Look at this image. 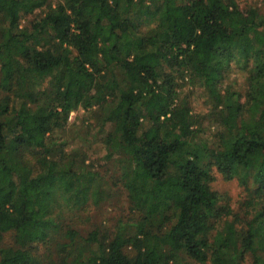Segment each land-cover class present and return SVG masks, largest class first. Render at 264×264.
Returning a JSON list of instances; mask_svg holds the SVG:
<instances>
[{
  "label": "trees",
  "instance_id": "trees-1",
  "mask_svg": "<svg viewBox=\"0 0 264 264\" xmlns=\"http://www.w3.org/2000/svg\"><path fill=\"white\" fill-rule=\"evenodd\" d=\"M53 3L0 0V264H264V13L237 0ZM80 111L115 180L66 150ZM214 170L243 188L239 213ZM107 186L130 214L87 230Z\"/></svg>",
  "mask_w": 264,
  "mask_h": 264
},
{
  "label": "rangeland",
  "instance_id": "rangeland-1",
  "mask_svg": "<svg viewBox=\"0 0 264 264\" xmlns=\"http://www.w3.org/2000/svg\"><path fill=\"white\" fill-rule=\"evenodd\" d=\"M55 4L59 0H52ZM240 6L243 7H256L264 13V3L263 0H237ZM39 14V12L35 13L32 16H28L23 21V25L27 24L29 21L33 20L35 16ZM236 77V78H235ZM232 81L235 79L238 80L241 88H244V76L242 73L236 72L234 76L231 77ZM188 95L190 96V100L193 102V106L195 108V112L206 113L208 109H206L204 103L196 93V91H191L187 89ZM190 93V94H189ZM91 119L89 116L85 114L84 111H80L78 113H73L70 118L68 129L61 133V137L68 140L71 146H68V151L72 150L73 147L76 149H80L82 152H86L88 156V163L93 166L94 171H98L101 173L102 177L114 179L117 175V169L113 162L107 160L105 158L106 150L103 144L101 143L102 135H98L97 137L92 136V134H96L98 131L94 127L87 133V129H84L85 125L91 123ZM94 125V124H93ZM97 135V134H96ZM63 138H61L63 140ZM215 181L212 183V189L224 194L229 198L232 207L235 212H240V206L245 198V194L243 192V188L240 186L239 182L234 180H227L221 174H219L216 170H214ZM109 197L107 200L103 201L100 206H95L93 204H89L86 211L83 212L82 218L84 221V226L87 230L100 228L102 230L114 231L120 221H125L129 214V206L125 200V195L123 190L117 191L115 186L106 187ZM116 190V191H115ZM64 213V218L69 219L70 215L73 213L66 210ZM86 213V214H85ZM69 214V215H68ZM85 216L83 217V215ZM81 218V220H82ZM80 220V222H81ZM14 244L13 236L7 235L4 245L12 246ZM44 249V248H43ZM252 261L248 258L247 264H251Z\"/></svg>",
  "mask_w": 264,
  "mask_h": 264
}]
</instances>
